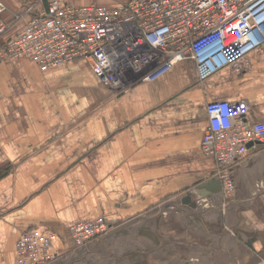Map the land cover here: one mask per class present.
<instances>
[{
	"label": "crops",
	"instance_id": "1",
	"mask_svg": "<svg viewBox=\"0 0 264 264\" xmlns=\"http://www.w3.org/2000/svg\"><path fill=\"white\" fill-rule=\"evenodd\" d=\"M2 1L8 20L49 0ZM14 24L7 37L24 22ZM248 60L200 78L183 59L122 91L85 59L45 70L0 62V264H14L30 228L56 234L50 264H264V144L233 163L231 193L200 148L210 100L264 123V50ZM187 194L195 207L181 202ZM98 216L109 230L75 246L70 224Z\"/></svg>",
	"mask_w": 264,
	"mask_h": 264
},
{
	"label": "built area",
	"instance_id": "2",
	"mask_svg": "<svg viewBox=\"0 0 264 264\" xmlns=\"http://www.w3.org/2000/svg\"><path fill=\"white\" fill-rule=\"evenodd\" d=\"M7 11L0 0V62L26 58L45 70L85 59L103 86L118 91L183 59L195 62L200 78L223 67L237 72L249 63L250 52L264 50V0H126L115 7L49 0L39 10L12 12L11 21L3 17ZM20 20L22 27L6 37ZM205 109L200 148L215 159L214 175L231 193L232 165L264 144V123L246 121L225 99L210 100ZM111 224L103 216L72 222L74 245L107 232ZM55 240L52 231L26 230L15 242L14 264H50L57 256Z\"/></svg>",
	"mask_w": 264,
	"mask_h": 264
},
{
	"label": "water",
	"instance_id": "3",
	"mask_svg": "<svg viewBox=\"0 0 264 264\" xmlns=\"http://www.w3.org/2000/svg\"><path fill=\"white\" fill-rule=\"evenodd\" d=\"M235 109L240 111V105L239 104H233L232 105ZM241 115L244 117V113H241ZM245 118V117H244ZM251 144V142L248 143V146ZM181 202L183 203H189L191 206L195 207L196 206V202L192 201V195L191 194H187L184 197L181 198Z\"/></svg>",
	"mask_w": 264,
	"mask_h": 264
},
{
	"label": "trees",
	"instance_id": "4",
	"mask_svg": "<svg viewBox=\"0 0 264 264\" xmlns=\"http://www.w3.org/2000/svg\"><path fill=\"white\" fill-rule=\"evenodd\" d=\"M7 21H11V19H8ZM14 25H15V24H13V26H14ZM13 26H12V27H13ZM9 32H10V31H9ZM7 33H8V32H7ZM12 35H13V34H12ZM6 37H7V34H6ZM8 37H10V36H8Z\"/></svg>",
	"mask_w": 264,
	"mask_h": 264
}]
</instances>
